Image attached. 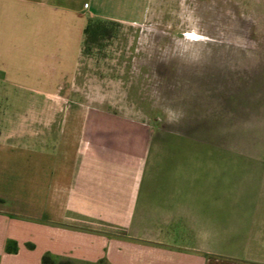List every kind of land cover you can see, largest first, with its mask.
<instances>
[{
  "label": "crops",
  "instance_id": "crops-1",
  "mask_svg": "<svg viewBox=\"0 0 264 264\" xmlns=\"http://www.w3.org/2000/svg\"><path fill=\"white\" fill-rule=\"evenodd\" d=\"M150 8L0 0V264H264L260 138L253 157L213 131L155 144L70 105L87 24H143Z\"/></svg>",
  "mask_w": 264,
  "mask_h": 264
},
{
  "label": "rangeland",
  "instance_id": "rangeland-1",
  "mask_svg": "<svg viewBox=\"0 0 264 264\" xmlns=\"http://www.w3.org/2000/svg\"><path fill=\"white\" fill-rule=\"evenodd\" d=\"M103 23L71 75V106L126 116L155 144L213 131L231 157L260 152L264 0H151L143 24Z\"/></svg>",
  "mask_w": 264,
  "mask_h": 264
},
{
  "label": "trees",
  "instance_id": "trees-1",
  "mask_svg": "<svg viewBox=\"0 0 264 264\" xmlns=\"http://www.w3.org/2000/svg\"><path fill=\"white\" fill-rule=\"evenodd\" d=\"M111 24L114 25L115 23H111ZM104 27H105V24L101 21H98V22L90 21L86 27L85 35L86 37H88L90 32H96V30L103 29ZM43 264H57V263H55L51 258L44 257ZM59 264H71V263L64 262V263H59Z\"/></svg>",
  "mask_w": 264,
  "mask_h": 264
}]
</instances>
